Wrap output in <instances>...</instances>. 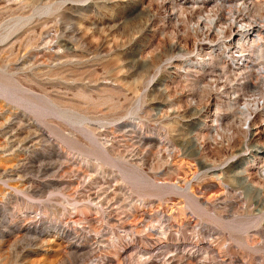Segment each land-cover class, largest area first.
I'll return each instance as SVG.
<instances>
[{"label":"rangeland","instance_id":"374dc122","mask_svg":"<svg viewBox=\"0 0 264 264\" xmlns=\"http://www.w3.org/2000/svg\"><path fill=\"white\" fill-rule=\"evenodd\" d=\"M71 1L0 0V264H264V0Z\"/></svg>","mask_w":264,"mask_h":264},{"label":"bare ground","instance_id":"6f19581e","mask_svg":"<svg viewBox=\"0 0 264 264\" xmlns=\"http://www.w3.org/2000/svg\"><path fill=\"white\" fill-rule=\"evenodd\" d=\"M46 1H48V2H52V3H54L55 1H60V2H64V1H66V0H46ZM54 1V2H53ZM73 1H81V0H72L71 2H73ZM4 2H6V1H4ZM47 2V3H48ZM45 4V3H44ZM55 4V3H54ZM61 4V3H60ZM60 4H59V6H60ZM14 5V4H13ZM62 5V4H61ZM31 6V5H30ZM37 6H38V4H37ZM34 8H36V6H33ZM173 7V6H172ZM11 8V7H10ZM20 8V7H19ZM24 8V7H23ZM25 8H28L27 6H25ZM30 8V7H29ZM28 8V9H29ZM2 9H3V7H2ZM5 9V8H4ZM22 9V8H21ZM20 9V11L22 12L23 10H21ZM31 9H32V7H31ZM78 9V8H77ZM16 10H17V8H16ZM27 10V9H26ZM26 10H25V12H26ZM34 10V9H33ZM18 11V10H17ZM11 12V11H10ZM28 12V11H27ZM17 13V12H16ZM11 14V13H10ZM58 14V13H57ZM19 15V14H18ZM58 16V15H57ZM239 16V15H238ZM19 17V16H18ZM25 17V16H24ZM17 18V17H16ZM14 19V18H13ZM69 19V18H68ZM232 22H234V21H232ZM237 23V22H236ZM240 23V22H239ZM58 24V23H57ZM57 29V28H56ZM58 29H59V33L57 32V30L55 31V33H54V35H51V41L50 42H53L52 40L56 37V38H58L57 36H60L61 38L63 37L64 39H66V41H68V42H72L74 45H77V47H80L84 52H88V54L89 53H91V54H93V55H100V54H102V53H107L108 52V50H106L105 49V46H103V44H96V45H94V44H91V43H89V42H87V40L84 38V37H82L79 33H78V31H77V29L75 28V26L73 25V24H71L70 22H67L64 26H60V27H58ZM57 33V34H56ZM45 38V37H44ZM43 38V39H44ZM55 41V40H54ZM48 44V43H47ZM169 48H172V47H169ZM108 54V53H107ZM90 55V54H89ZM74 56V55H73ZM68 62V61H67ZM66 62V63H67ZM65 63V64H66ZM101 63H103V62H101ZM219 64V63H218ZM63 65V64H62ZM66 65H69V64H66ZM100 65V64H99ZM70 66V65H69ZM68 66V67H69ZM71 67H73V66H71ZM54 68V67H53ZM62 68V67H61ZM251 68V67H250ZM55 69V68H54ZM57 69V68H56ZM60 69V68H59ZM67 69V68H66ZM65 68H64V70H66ZM262 70H263V67L261 68ZM261 69L259 70V71H261ZM58 70V69H57ZM68 70H70V69H68ZM94 71V70H93ZM244 71V70H243ZM258 71V72H259ZM264 71V70H263ZM54 72H55V70H54ZM245 72V71H244ZM59 73H61V72H59ZM91 73H92V71H91ZM256 73V72H255ZM261 72H259V74H260ZM263 73V72H262ZM261 73V74H262ZM52 74H54L53 72H52ZM56 74L58 75V73L56 72ZM251 75V74H250ZM259 76H261V75H259ZM93 81H95V80H93ZM231 83V82H230ZM212 85V84H211ZM233 85V84H232ZM223 86V85H222ZM214 87V86H213ZM225 91V90H224ZM261 94V96H259L260 98V100H262V99H264V92L263 93H260ZM256 100H258V99H256ZM255 101V100H254ZM259 101V100H258ZM258 101H256V103H254V104H256L255 106H257V105H259L258 104ZM245 104H248V102L247 103H243V105H245ZM242 105V106H243ZM250 105V104H249ZM248 106V105H247ZM246 105L245 106H243L240 110H239V112H245V113H248V114H251L250 112H251V110L249 109V107H247ZM252 106V105H251ZM250 106V107H251ZM254 106V105H253ZM252 106V107H253ZM256 108L254 107V110H255ZM254 112V111H253ZM244 113V115H246ZM247 114V115H248ZM240 115H242V114H240ZM249 116V115H248ZM199 162H197V164H198ZM201 163H199L198 164V166L200 165ZM204 164V163H203ZM202 165V164H201ZM205 166V165H204ZM203 166V167H204ZM132 167H134V166H132ZM199 167H202V166H199ZM208 167V166H207ZM181 188V187H180ZM193 192V191H192ZM188 197H190L189 195H188ZM192 197V196H191ZM182 198V197H181ZM191 199V198H190ZM193 199V198H192ZM197 199V198H196ZM195 199V200H196ZM184 200V202L186 201L185 199H183ZM194 200V199H193ZM188 201H186L185 203H187ZM195 202V201H194ZM198 202V201H197ZM244 202V201H243ZM188 204V203H187ZM200 204V203H199ZM196 205V204H195ZM204 205H205V203H204ZM211 205H213V204H210V206ZM199 206H201V205H199ZM208 206V205H207ZM263 206V205H262ZM191 207V206H190ZM202 207V206H201ZM204 207V206H203ZM196 208H199V207H196ZM216 208H217V206H216ZM246 208H248V206L246 207ZM262 208V207H261ZM191 209V211H192V207L190 208ZM209 210V207H204V210ZM211 209V208H210ZM186 210H187V208H186ZM200 210V209H199ZM190 211V210H189ZM244 211H246V210H244ZM207 213V212H206ZM205 213V214H206ZM212 213V212H211ZM214 213H212V216H214L213 215ZM197 215H199V214H197ZM216 216V215H215ZM214 216V217H215ZM218 216V215H217ZM220 216V215H219Z\"/></svg>","mask_w":264,"mask_h":264}]
</instances>
